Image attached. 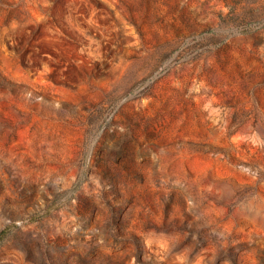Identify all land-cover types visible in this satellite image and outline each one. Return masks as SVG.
I'll return each mask as SVG.
<instances>
[{
  "label": "rangeland",
  "instance_id": "rangeland-1",
  "mask_svg": "<svg viewBox=\"0 0 264 264\" xmlns=\"http://www.w3.org/2000/svg\"><path fill=\"white\" fill-rule=\"evenodd\" d=\"M0 264H264V0H0Z\"/></svg>",
  "mask_w": 264,
  "mask_h": 264
},
{
  "label": "trees",
  "instance_id": "trees-1",
  "mask_svg": "<svg viewBox=\"0 0 264 264\" xmlns=\"http://www.w3.org/2000/svg\"><path fill=\"white\" fill-rule=\"evenodd\" d=\"M3 234H4V231H2V232L0 233V238L2 237Z\"/></svg>",
  "mask_w": 264,
  "mask_h": 264
}]
</instances>
